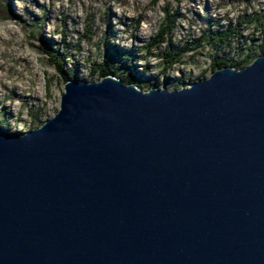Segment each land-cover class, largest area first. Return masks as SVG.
<instances>
[{
  "label": "water",
  "instance_id": "95a60500",
  "mask_svg": "<svg viewBox=\"0 0 264 264\" xmlns=\"http://www.w3.org/2000/svg\"><path fill=\"white\" fill-rule=\"evenodd\" d=\"M0 264H264V54L173 90L68 80L0 130Z\"/></svg>",
  "mask_w": 264,
  "mask_h": 264
},
{
  "label": "rangeland",
  "instance_id": "374dc122",
  "mask_svg": "<svg viewBox=\"0 0 264 264\" xmlns=\"http://www.w3.org/2000/svg\"><path fill=\"white\" fill-rule=\"evenodd\" d=\"M12 18L0 15V130L29 131L53 117L68 80L96 81L104 67L135 75L140 86L173 90L211 75L213 58L235 60L255 47L264 54V33L239 23L264 0H8ZM170 13V14H169ZM165 41L158 38L168 15L176 14ZM140 20V23H138ZM239 27L228 48L217 49L210 35ZM162 40V39H161ZM184 52L171 67L162 54ZM113 56L110 63L105 56ZM127 54L133 56L130 63ZM106 65V66H105ZM71 78V79H68ZM122 79V78H121ZM123 80V79H122ZM124 81V80H123Z\"/></svg>",
  "mask_w": 264,
  "mask_h": 264
},
{
  "label": "trees",
  "instance_id": "16d2710c",
  "mask_svg": "<svg viewBox=\"0 0 264 264\" xmlns=\"http://www.w3.org/2000/svg\"><path fill=\"white\" fill-rule=\"evenodd\" d=\"M0 15H2V17L4 18L14 17L12 8L9 5L8 0H0ZM176 15L177 13L174 15H168V17L164 21V25L160 29V33L158 35L159 39L154 38L153 41H151V43H148L147 46H145L149 52L151 51V47H154L155 44L158 42V40H160L161 42L165 41V38H164L165 35H169L171 33V30L174 28L175 22L177 19ZM138 23H140V20ZM244 24L254 25L255 27H257L258 30L261 28L260 30L262 31V33H264V14H262V12L260 13L256 12L255 14H253V16H245L244 20L239 23V26H242ZM238 30H239V27L235 28L233 26H228V28L224 32H220V33L218 32L216 34L210 35V39L208 42L216 46L218 50L219 49L223 50V48L225 49L228 48L231 50V45L235 42L236 37L240 36L241 34ZM260 47H264V41L260 45ZM255 50H256L255 47L254 48L250 47L247 50H242L243 57L238 60H235L234 58L229 56V54H227L226 52L222 55L215 56L213 58L211 70L213 72L224 66H234L236 68H241L248 64H251L254 61V59L258 56ZM162 57L164 59V64L167 65L166 68H168V67H171L176 61H181L182 58L184 57V52L183 51L175 52L173 48H169L162 54ZM126 58L128 59L130 63L134 59L133 56L130 54H127ZM113 59L114 57L109 56V54L105 56V62L107 64L110 63L111 60ZM102 67L103 68L101 70L97 71V73L100 74L101 78L106 75H114V76L122 78L125 83H128V84L136 83L140 85L141 81L135 75L132 76L127 73L121 72L120 69H113L110 67L106 68L104 67V64L102 65ZM68 79H71V78H68ZM145 85L148 89L153 87L150 82H147ZM177 87L179 88L178 84H177Z\"/></svg>",
  "mask_w": 264,
  "mask_h": 264
}]
</instances>
